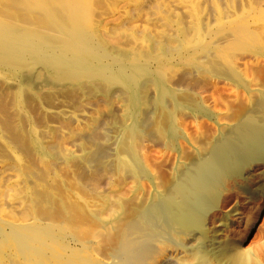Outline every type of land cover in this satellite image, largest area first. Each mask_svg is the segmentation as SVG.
Wrapping results in <instances>:
<instances>
[{"label":"bare ground","instance_id":"obj_1","mask_svg":"<svg viewBox=\"0 0 264 264\" xmlns=\"http://www.w3.org/2000/svg\"><path fill=\"white\" fill-rule=\"evenodd\" d=\"M85 2L87 0H0V72L9 73L19 80V75H25L24 72L31 71L26 74L32 75L35 70V74L43 72L41 77L46 72L50 83L54 82L57 86L65 82L71 89L72 86L83 89L86 84L91 88L104 86L103 90L111 96L119 92L123 97L128 107L127 119H131L132 124L122 127V137L116 150L108 145V148H100V144L99 149L97 145L94 146L96 152L90 158L83 157L87 163H93L94 168V177L87 176L85 182H81L86 179L82 172L76 174L79 177L76 183L71 184L73 177L70 179L69 186L59 185L58 182L52 184V176L48 174L40 175L38 179L37 167L41 164L38 162L42 156H38L37 162L35 156L26 153L32 157L28 158L30 161L33 159L37 162V166L35 168L34 162H31L33 167L26 168L25 163L26 169H22L26 181H23L28 190H32L42 180V190H32V195L28 194L35 206L22 215L21 221L9 223L8 228L1 224L4 221H0V248L3 250L10 243L9 248L12 247L16 252L14 255L17 254L25 264H257L262 257L259 256V248L246 251L242 246L249 233L233 231V218L238 215L242 217L240 209L234 208L230 213H225L223 204L233 197L231 181L238 178L242 182L237 185L238 189L247 192L251 201L257 202L264 197L263 184L253 190L257 176L253 172L264 167V91L260 97L251 95L242 102H231L229 113L218 112L217 98L214 96L218 85L209 87L204 86L206 83L200 85L197 82L178 88L167 85L165 70L170 66L167 58H173L174 51L163 50L166 61L153 52L115 54L106 42L96 38L86 27L88 10ZM227 30L234 35L233 39L226 48L216 49L214 54L217 58L211 59V63L194 61L195 58H192L193 65L202 71V76L222 78L233 75L238 80L245 76L240 68L247 66V61H236L233 56L239 50H254V34L235 26ZM208 49L205 43L195 51L200 53ZM177 51L183 54V48ZM219 56L224 62L218 60ZM132 58L139 63H132ZM154 62L158 64L155 69ZM148 84L156 86L158 96L153 103L155 120L144 129L137 119L143 89ZM24 93L27 96L26 91ZM106 95L109 97V94ZM29 96L27 100H31ZM20 97L15 106L14 102L11 104L14 107L13 115L4 101H0L6 106L0 105V110L4 111L7 132L14 128L16 118L20 122L15 126L17 132L26 129L28 132L26 120L23 123L20 117L26 111L22 108ZM53 98L55 103L56 98ZM30 102L26 103L27 110L30 104L31 109L38 107L33 104L35 101ZM47 102H50L49 99ZM15 107L18 115L14 114ZM36 108L35 112L32 110L34 115L37 114ZM203 117L213 120L216 126L220 124L222 127V122L228 123V128L221 131L220 128L218 135L203 132L204 126L199 123ZM33 119L36 122L37 119ZM57 135L60 136L59 133ZM28 137L29 134L27 139H30ZM42 137V141L35 136L30 140L38 152L48 153L54 147L46 145ZM148 137L154 140L151 145L146 143ZM17 139L20 143L18 148L20 145L22 151L26 147L28 150L31 148L32 154L36 155L37 152L29 147L31 144L27 146V143L23 148L22 144L27 139L22 143L20 138ZM11 141H14L13 145L18 142ZM56 151L54 154L58 153ZM168 152L177 154L175 162V158L169 159ZM260 174L264 176V173ZM73 189L80 194L74 193ZM253 210L254 215L246 219L238 218L247 229L253 227L256 214L263 208L260 205ZM16 263L19 264L18 261Z\"/></svg>","mask_w":264,"mask_h":264},{"label":"rangeland","instance_id":"obj_2","mask_svg":"<svg viewBox=\"0 0 264 264\" xmlns=\"http://www.w3.org/2000/svg\"><path fill=\"white\" fill-rule=\"evenodd\" d=\"M85 3H87L86 5L88 10V21H86V27H89L88 29L92 32V34H94L96 38L106 42L108 44L107 47H109L115 54H134L135 52L139 51L141 54L142 52L143 54H149L153 52L156 53V55L159 54L162 57V60L166 61L162 53L164 49H168L174 51L175 53V55L172 56L173 58H167V62L170 66L165 70V80L167 81L166 83L168 86L172 88H178L183 87L185 84H189L190 82H197L198 84L201 83L202 85L203 83H206L204 86L209 87H213L214 84L216 86L218 85L214 92L215 99L217 98L216 100L218 110L216 111L218 112L221 111L222 113H229L228 106L231 102L232 104H236V100H241L242 102V99H249L252 97L251 95L254 97H260L261 92L264 91V2H252V0H87ZM231 26H235L242 31H250L255 37L253 51L239 50L233 56L236 61L237 59H245L247 61H245L247 66L240 68L243 70L245 76H243L242 80L236 79L233 75H226L225 77L228 79L225 77L213 78L212 76H202V71L198 70L193 65L192 58H195L194 61L201 60L205 63H211L213 58H217V55L214 54L216 49H224L229 45L230 41H232V36L234 35L227 30V28ZM203 28L206 31V34L204 33ZM201 35L205 37L203 38ZM205 43L207 47L210 48L208 51H203L200 53L199 51H195L196 49H199V47H202V45L204 46ZM178 48H183V54H180L177 51ZM117 51H120V54L117 53ZM218 60L224 62L220 56ZM191 61L192 63H190ZM132 63L137 64L139 62L134 59ZM153 66L155 69L158 67V64L155 63ZM29 72H24L25 75L23 73L20 74V80L18 77H13L9 73L5 72V74L4 72H0V101L3 100L5 105L8 106V111L12 113L14 110L12 108H14L13 106H15L14 104L16 100H19L18 98L21 96L20 101L22 102V108L24 111H26L22 113L23 117H20L22 118L23 123H25L24 120L27 122L25 124L28 127L26 126L25 128H28V132L27 129L25 131L29 134L28 138L32 139L35 136V138L37 137V139L40 140L43 136L42 139L47 143L45 141L43 142L46 143V145L53 146L54 149L48 151V153L46 151L40 150L38 152V149L32 140L27 139L28 134H25V131H23V133L20 130L19 132L21 134H16L19 133L17 132L16 127L18 125L16 124L20 123L17 118L15 119L14 123L16 127L14 126V128L11 130L8 129L9 131L7 132L8 127L6 128L7 122H5L6 119L4 118V111L0 110V131L5 133L3 134L0 132V221H4L1 224H3L5 228H8L9 223H17V221H21L22 215L26 211L30 212L34 208L35 204H33L34 202L32 200H29V195H32L35 190H42V180L38 181V184L32 188L34 191L28 190V187L25 185L26 179L23 171L28 167H33V163L31 162L37 164V158L42 156L38 163H41L45 166L39 164L37 167V175H39L37 176L38 179L40 175L48 174V176H52V184H57L58 182V184L61 183V185L69 186L70 183L74 184L78 181L77 179H79V177L77 178V175H80L82 172L83 176L84 174L86 175V179L83 181H81V179L80 181L85 182L88 177H94V168H92L93 163H87L86 159L90 158V156L96 152V145L97 149H99L98 146L101 144L100 148L103 146V148H105L107 147L106 145H108V147L112 146L113 149L116 150L122 137V127L132 124V120H129V118L127 119V104L125 103V100H123V97L120 96L119 92H116L111 96L108 91L106 92L103 90L105 89L103 88L104 86L91 88L89 84H86L83 89H79V87H73L72 85V89L70 86V88H68V84L65 82V84L61 83L56 86V83H50L49 74L46 72H44L42 75L43 77H41L43 72L41 74L40 72L39 74H35L37 71H33V75H35V77L32 75V73L26 74ZM22 78L25 80L23 81ZM195 78L199 82L196 81ZM219 80L223 85L219 83ZM19 81L22 82L20 83ZM55 86L56 88H54ZM17 87L21 88L22 91H19V88ZM98 87L102 88L101 90L103 91H101ZM145 87L146 88L143 89L140 115L137 121L141 126L144 127V129H147L155 120V115L153 114V103L157 99L158 90L153 84H148ZM249 90H251V93ZM24 91H26L27 96H24L26 95ZM10 92L13 94V96ZM22 92L24 94H22ZM106 93L109 94V97L107 95L105 96ZM28 96V99L31 100H27ZM53 97L56 98V100H54L55 103L52 101L54 99ZM8 99L12 102H9ZM44 99H49V101L53 103L51 104L49 102V104L47 100L41 101ZM3 101L0 102V105H4ZM26 101L28 104L30 101H32L34 105L38 106V109L36 106H33L37 110V114L35 113L36 115L32 113V110L35 108L31 109V104L29 106V110H27L28 104H26ZM12 103L13 106L11 107ZM4 106L2 108L6 107ZM16 111L17 109L15 107L14 114L18 115ZM26 114L29 115L28 118ZM32 115L35 120L37 119L36 122L38 124L40 122L38 131V124L35 126L36 122L34 121ZM199 123L203 124L202 126H204L202 131L209 134L218 135L222 128H228V123L222 122V127L220 124L216 126L213 120H210L206 117L201 118ZM193 126L197 127L196 124H193ZM3 128L6 129L5 132ZM39 133H41L42 136L41 134L38 135ZM58 133L60 135L59 137L57 135ZM13 136L19 137L14 138ZM17 138H20V142L24 139L29 140V142L24 140V142L26 141L25 143L22 141L23 148L27 143V146L31 144L29 147H32L34 150L33 152H37V157L35 153L32 154L31 148L28 150V148L25 146L26 148H24V151H22L21 145V148H18L20 143L19 139ZM90 138L93 142L95 141L97 143H92ZM148 139L149 140H147L146 143L151 145V142H154V140H152L150 137H148ZM11 140H15V142L18 141L17 144H19L17 145L15 143L16 145H13L14 141ZM161 143L163 144L164 142L161 141ZM15 146H17L20 151H15V149H17ZM25 150H28V152ZM54 150H58V153L54 154ZM26 153H30L31 156H35L34 160L36 159L37 162L33 161V159L30 161L28 158H32L33 156L30 157V154L27 155ZM168 153L169 159L172 160L175 158L173 161L175 162L177 159V154L174 152ZM24 157L27 160H25ZM83 157L87 158L84 159ZM28 160L30 161L28 163H30L29 165L31 166H29L26 162ZM45 162L48 163L45 164ZM36 164L35 168L37 166ZM25 165L27 166L26 168L24 167ZM80 166H83V170L80 168ZM41 167L42 169H40ZM57 167L60 170V173L58 172ZM254 173L255 175L257 174L258 177L256 176V182L254 181L257 185L253 184V190L260 184L264 185V176L262 177L260 174L264 173V167H262V169L258 172H253V174ZM60 175L62 176L61 178L59 177ZM70 175L71 178H69ZM72 177L74 182H70ZM113 177L115 178V176ZM66 178L69 180L67 181ZM24 179L25 181H23ZM39 182L41 183L40 186H38L40 184ZM231 182L234 187L233 197L228 200V203L223 204L225 205L223 211L225 213H230L234 208L240 209L239 213L242 214V217L241 215H238L237 217L233 218L235 221V225H233V231L240 234L249 233L246 240L242 243L243 249L247 251L251 248L250 251H253V248H259V256H262V259L259 258L257 264H263L264 197L257 202L251 201L249 199L248 193H243V191L237 187L238 184H242L240 178L234 179ZM38 187L41 188L37 189ZM114 190H117V188H114ZM73 191L76 194L77 192L79 193L78 190L73 189ZM25 195L27 197H25ZM28 200L31 203H29ZM260 205L263 210L256 214L257 219H255L253 227L251 226L248 229L245 228V225L241 223V220L238 221V218L246 219L251 214L254 215L256 209L253 211L252 209ZM225 210H227V212ZM9 244H6L8 248H6L7 246L4 247L3 250L0 248V254L2 252L5 253L0 255V264H18L16 263L17 261L19 264H25V262L20 259L17 254L14 255L16 252L12 247L9 248ZM260 248L262 249L260 250ZM7 249L9 251H7ZM5 250L7 253L11 254H7Z\"/></svg>","mask_w":264,"mask_h":264}]
</instances>
